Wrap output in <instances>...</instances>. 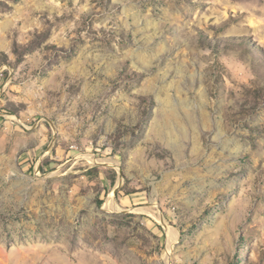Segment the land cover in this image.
Returning a JSON list of instances; mask_svg holds the SVG:
<instances>
[{
    "label": "rangeland",
    "instance_id": "obj_1",
    "mask_svg": "<svg viewBox=\"0 0 264 264\" xmlns=\"http://www.w3.org/2000/svg\"><path fill=\"white\" fill-rule=\"evenodd\" d=\"M0 264H264V0H0Z\"/></svg>",
    "mask_w": 264,
    "mask_h": 264
},
{
    "label": "water",
    "instance_id": "obj_2",
    "mask_svg": "<svg viewBox=\"0 0 264 264\" xmlns=\"http://www.w3.org/2000/svg\"><path fill=\"white\" fill-rule=\"evenodd\" d=\"M118 191V189L115 190V193Z\"/></svg>",
    "mask_w": 264,
    "mask_h": 264
}]
</instances>
